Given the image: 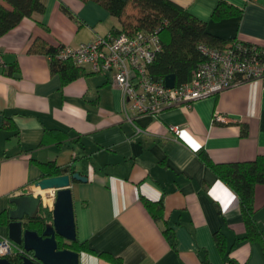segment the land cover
<instances>
[{
    "label": "crops",
    "instance_id": "0c3cea01",
    "mask_svg": "<svg viewBox=\"0 0 264 264\" xmlns=\"http://www.w3.org/2000/svg\"><path fill=\"white\" fill-rule=\"evenodd\" d=\"M43 1L42 15L0 37V215L14 197H42L36 184L56 177L43 169L52 163L68 169L60 176L88 179L71 184L75 224L78 242L97 254L80 251L79 264H264V243L246 238L237 194L202 159L228 164L264 156L263 81L165 108L158 117L138 115L124 105L112 74L81 70L64 83L45 54L119 32L124 17L94 1ZM170 1L228 44L264 48V0ZM220 2L240 13L215 20ZM52 194L41 206L51 213ZM146 201L162 205V219ZM255 211L264 239V185L256 187ZM8 223L0 222V241L9 239Z\"/></svg>",
    "mask_w": 264,
    "mask_h": 264
},
{
    "label": "trees",
    "instance_id": "16d2710c",
    "mask_svg": "<svg viewBox=\"0 0 264 264\" xmlns=\"http://www.w3.org/2000/svg\"><path fill=\"white\" fill-rule=\"evenodd\" d=\"M94 1L106 8L114 17L123 20L124 29L121 31L148 32L159 31L162 44V51L159 53L155 63L151 66L152 77L157 81H165L167 76L175 75L176 85L179 86L191 79L193 70L203 60L198 51L199 44H207L211 47L223 48L228 43L216 36L211 35L207 30L205 22L199 20L183 7L170 0H83ZM12 7L8 9L0 4V37L5 36L16 28L24 18L42 15L45 11L43 0H7ZM131 4L139 12L134 22L128 20L126 13L128 5ZM240 12L225 2H220L214 11L215 20H221L230 16L238 15ZM119 31V32H121ZM116 32V33H119ZM114 33V34H116ZM249 45V44H246ZM58 48L47 47L45 54L51 59V69L54 73L61 74L64 83L77 79L81 70L71 62H62L57 58ZM264 49V48H262ZM12 69V70H11ZM18 72L17 65L12 66L9 72ZM264 83V76L261 79ZM202 159L212 168L220 180L228 185L238 196L240 208L246 226V238L250 241L264 243L262 231L256 221L255 191L258 185H264V156H259L255 161L236 162L228 164H212L210 159L202 156ZM52 163L43 165L48 175L60 176L68 173L66 170L54 169ZM146 206L157 219L163 218V207L160 204L145 202ZM9 212L0 215V222H8ZM52 221V213L47 208L40 209L38 218L28 224V229L42 234L44 226ZM218 247L222 253L225 252V241L216 235ZM58 250H71L97 254L87 245L77 241L66 244L65 240L57 237ZM100 256H103L99 254ZM12 264H21L18 256L8 258Z\"/></svg>",
    "mask_w": 264,
    "mask_h": 264
},
{
    "label": "built area",
    "instance_id": "2783aa9c",
    "mask_svg": "<svg viewBox=\"0 0 264 264\" xmlns=\"http://www.w3.org/2000/svg\"><path fill=\"white\" fill-rule=\"evenodd\" d=\"M197 49L203 60L188 82L173 89L167 88L165 81L154 80L150 71L162 51L159 31H121L98 36L77 47L64 46L57 58L94 74H112L114 86L123 92L124 105L141 116L158 117L168 107L192 106L201 99L264 76V49L260 47L236 41L223 48L202 43ZM173 132L180 136L182 129L174 127ZM41 196L46 201V194ZM55 197L53 193V201ZM20 254H24L23 250L9 239L0 241L1 258Z\"/></svg>",
    "mask_w": 264,
    "mask_h": 264
},
{
    "label": "water",
    "instance_id": "95a60500",
    "mask_svg": "<svg viewBox=\"0 0 264 264\" xmlns=\"http://www.w3.org/2000/svg\"><path fill=\"white\" fill-rule=\"evenodd\" d=\"M165 85L169 89L176 86L175 75L167 76ZM74 181L86 183L88 179L78 173L45 178L36 184L43 192L56 194L52 221L44 226V231L28 229V224L38 218L42 197L32 194L11 199L12 209L8 215L9 240L21 248L18 255L21 264H79V254L71 250H58L57 237L68 242L77 241L75 213L71 184ZM0 264H12L8 258L0 257Z\"/></svg>",
    "mask_w": 264,
    "mask_h": 264
},
{
    "label": "rangeland",
    "instance_id": "374dc122",
    "mask_svg": "<svg viewBox=\"0 0 264 264\" xmlns=\"http://www.w3.org/2000/svg\"><path fill=\"white\" fill-rule=\"evenodd\" d=\"M139 11L137 9H135L133 7V5L129 4L128 7H127V10H126V13H127V16H128V20L130 21H133L134 22V19L136 16H138V13ZM65 243L66 244H70L71 242H68L65 240Z\"/></svg>",
    "mask_w": 264,
    "mask_h": 264
},
{
    "label": "bare ground",
    "instance_id": "6f19581e",
    "mask_svg": "<svg viewBox=\"0 0 264 264\" xmlns=\"http://www.w3.org/2000/svg\"><path fill=\"white\" fill-rule=\"evenodd\" d=\"M43 193L47 194L48 192H43Z\"/></svg>",
    "mask_w": 264,
    "mask_h": 264
},
{
    "label": "clouds",
    "instance_id": "9594fccd",
    "mask_svg": "<svg viewBox=\"0 0 264 264\" xmlns=\"http://www.w3.org/2000/svg\"><path fill=\"white\" fill-rule=\"evenodd\" d=\"M233 199H235V196H233Z\"/></svg>",
    "mask_w": 264,
    "mask_h": 264
}]
</instances>
